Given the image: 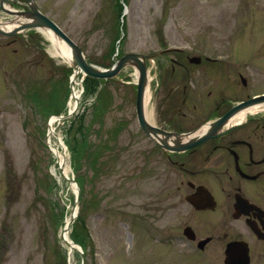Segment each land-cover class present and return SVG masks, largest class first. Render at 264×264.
Wrapping results in <instances>:
<instances>
[{"label":"rangeland","instance_id":"rangeland-1","mask_svg":"<svg viewBox=\"0 0 264 264\" xmlns=\"http://www.w3.org/2000/svg\"><path fill=\"white\" fill-rule=\"evenodd\" d=\"M120 1L126 5L122 53L153 55L165 46L190 41L214 55L232 56L234 66L248 67L246 74L257 82L264 78V0ZM35 2L92 63L103 61L119 19L116 0ZM33 33L35 38L21 45L20 56L13 53L16 45L0 50V264H56L59 246L68 264H222L223 256L167 245L156 231L169 175L164 159L145 155L151 141L137 121V71L129 66L104 86L112 95L111 104L95 121L97 93L85 98L82 79H74L77 108L71 92L62 108L71 80L66 68H74L49 53L51 42L42 30ZM120 57L115 53L106 61ZM19 62L21 82L19 71L12 72ZM71 102L76 112L52 123L50 117L66 115ZM146 110L153 120L154 102L149 98ZM83 112L89 148L80 174L86 178L83 196L92 243L86 255L70 253L62 240L66 223L81 209V187L78 184L77 200L75 183L66 178L76 176L66 144L69 123ZM79 125L77 121L75 127ZM57 149L66 157L64 167ZM90 154L98 158L90 161ZM71 232L72 227L69 238ZM254 260L264 264V255Z\"/></svg>","mask_w":264,"mask_h":264},{"label":"flooded vegetation","instance_id":"flooded-vegetation-1","mask_svg":"<svg viewBox=\"0 0 264 264\" xmlns=\"http://www.w3.org/2000/svg\"><path fill=\"white\" fill-rule=\"evenodd\" d=\"M27 3L0 0V23L16 19L5 9L26 12ZM33 32H0V50L16 45L13 53L20 56ZM165 49L171 50L147 62L155 116L148 120L178 134V143L167 142L183 150L161 147L140 128L151 141L145 155L158 154L169 175L156 231L163 243L223 256L222 264L228 246L243 242L255 264L264 255V78L257 82L246 74L248 67L234 66L232 56L214 55L190 41L160 51ZM16 67L12 72L19 71L21 82V62Z\"/></svg>","mask_w":264,"mask_h":264},{"label":"water","instance_id":"water-1","mask_svg":"<svg viewBox=\"0 0 264 264\" xmlns=\"http://www.w3.org/2000/svg\"><path fill=\"white\" fill-rule=\"evenodd\" d=\"M28 2L30 7L29 12H17L14 10L5 9V11L10 15H14L17 17L13 21H11V23L18 21L21 27H13V30L9 32H4L0 29V32L8 35H16L19 30L22 29L49 30L50 32H53L56 37L66 42L72 51L73 62L71 63V65L75 68L74 75L71 77V89H73L74 79H76L81 74L96 79L111 80L113 78L115 79V77H117L118 74H120L121 71L126 67L133 66L138 71L136 111L138 118L137 121L139 122L142 131H144L148 135V137H151L156 142H158L163 148L164 146H166L173 151H179L180 149L183 150V147H181L180 145H173L175 143H178L180 140V136L178 134L167 133L163 130H160L152 125L147 119L145 101L143 99L148 81V70L146 62L150 59L149 55L140 53L125 54L120 59H117L112 67L104 70L98 66L89 64L84 51H82L77 43L73 41V39L62 30V28L60 29V26L56 22H54L44 13L40 12L38 5L36 4V2H34V0H28ZM18 18H23L24 21ZM241 106H243V104H241ZM67 114V116H59V118L70 117L73 114V111H70ZM49 128L51 131H53L51 125H49ZM169 139H174V141L172 140L173 144L167 142ZM61 172L63 173V169ZM66 178L68 181L75 183V193L78 200L80 195V188L78 183L74 179H70L69 177ZM75 216L70 219L67 227L65 228V232H68V227L74 222ZM65 232L63 234H65ZM74 247L75 246L73 245L71 248ZM247 249L248 247L246 246V244H243L242 242L236 241L230 244L226 250L225 264H250V257Z\"/></svg>","mask_w":264,"mask_h":264},{"label":"trees","instance_id":"trees-1","mask_svg":"<svg viewBox=\"0 0 264 264\" xmlns=\"http://www.w3.org/2000/svg\"><path fill=\"white\" fill-rule=\"evenodd\" d=\"M117 2V12L119 15V19L117 21V24L115 25V32H114V36L112 39V43L109 49V52L106 53L103 56V61H99L97 64L101 65L103 67H109L113 62L107 63L106 59L111 58L112 56H114V54L117 51V47L119 46V48H121V46L123 45V39H121V31L122 29L125 30V25L122 23V19L123 18V10H124V6H125V2H121L120 0H116ZM120 40V43L118 45V41ZM119 55H122V51L121 49L119 50ZM62 68V67H60ZM67 71V78L70 77V75L72 74V69L70 68H66ZM111 83V81L105 82L104 80H99V79H95V78H91V77H86L84 80V94H85V98L88 96H92L94 94L97 93L96 98L97 101L95 103H93V112H94V119L95 121H97L98 119L101 120L100 117H102L106 111L108 110V106L109 104H111V93L110 91H108L107 87H103L102 90H100V86L102 84H107V83ZM104 85V86H105ZM67 91V92H66ZM70 88L68 86V88L66 89L65 87V94H64V100H62V102L60 103L61 106H63L62 108H64V104L66 102V100L68 99V95H69ZM111 95V96H110ZM62 108L58 109V112L62 111ZM86 112V110H85ZM83 112L81 115H78L77 119L79 120H73L70 124V128L68 129V133L70 134V139L67 140V144L68 148L70 149L71 152V159H72V166L74 169V172L76 173L75 179L77 180L78 184L81 187V195H80V213L76 219V221L73 223L72 227V232L70 237L72 238V240L76 243H78L79 245H81V247L84 250V254H87V249L89 248V245H91V236L89 234V230L88 227L86 225V200H85V196L84 192V184H85V176L80 174V170H81V165L82 164V160L84 159L85 156V152L86 150L89 148V144H87V134L88 132L86 131V126L84 123V120L86 119V113ZM74 118V117H73ZM77 121H80V125L76 128L75 124L77 123ZM81 136V138H79V136ZM92 156L94 158V160H96L97 154L95 155H91L90 154V158L89 160L91 161ZM7 199H10L9 197ZM56 264H68L67 263V257L66 254L63 253L61 247L59 246V250H58V259Z\"/></svg>","mask_w":264,"mask_h":264},{"label":"bare ground","instance_id":"bare-ground-1","mask_svg":"<svg viewBox=\"0 0 264 264\" xmlns=\"http://www.w3.org/2000/svg\"><path fill=\"white\" fill-rule=\"evenodd\" d=\"M36 4L38 5V3L36 2ZM38 8H39V5H38ZM39 10H40V8H39ZM41 11V10H40ZM48 16V15H47ZM49 17V16H48ZM18 19H21L22 21H24L23 20V18H18ZM18 23V22H17ZM0 27H5V28H7V30H10L11 28H12V26H11V22L9 21H5V22H3V23H0ZM43 31V33L46 35V37L50 40V42H51V46H52V49L50 50V52L49 53H52V56L53 57H55V58H58V59H62L64 62H67L68 64H70L71 65V63L73 62V57H72V51H71V48L67 45V43L66 42H64L62 39H60V38H58V37H56L55 35H54V33L53 32H50L49 30H42ZM162 50V49H161ZM167 51V49H165V50H163V52H166ZM147 63V62H146ZM72 66V65H71ZM147 68H148V66H147ZM149 69V68H148ZM149 72V71H148ZM151 76H150V73H148V81H147V85H146V90H145V95H144V101H145V107L147 106V103H148V98H149V100H151V94H150V83H151ZM75 93V92H74ZM77 94V93H76ZM77 97V95H74V97ZM76 97H75V102H74V104L77 102V99H76ZM74 99V98H73ZM135 104H136V101H135ZM73 102H71V107H70V110L72 111L73 110ZM147 114H148V112H147V110H146V116H147ZM148 117V116H147ZM54 118L55 117H53L52 118V123H53V121H54ZM147 119H149V118H147ZM55 153L57 154L56 156H60V160H61V162L63 163V167H64V165L66 166V157H64V154L63 153H60V151H58V149L57 150H55ZM65 161V162H64ZM66 168V167H65ZM67 173H68V169H66V172H65V174L67 175ZM75 185V184H74ZM73 185V186H74ZM76 186H74V188H75ZM65 238H68V240H69V236L68 235H66V237ZM69 244H71V241L69 240L67 243H66V246H69V248H70V253L72 252V248H71V245H69Z\"/></svg>","mask_w":264,"mask_h":264}]
</instances>
